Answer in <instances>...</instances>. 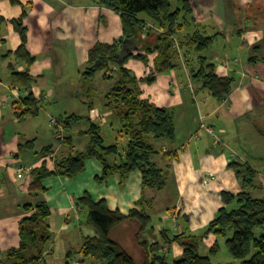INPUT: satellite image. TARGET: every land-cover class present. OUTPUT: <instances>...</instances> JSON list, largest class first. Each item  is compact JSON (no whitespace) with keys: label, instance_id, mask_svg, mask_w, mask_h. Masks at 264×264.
<instances>
[{"label":"crops","instance_id":"obj_1","mask_svg":"<svg viewBox=\"0 0 264 264\" xmlns=\"http://www.w3.org/2000/svg\"><path fill=\"white\" fill-rule=\"evenodd\" d=\"M189 1L192 18L178 39L197 29L209 35L217 34L203 54L215 64L219 76L233 78V86L221 102L202 89L190 72V66L197 64L199 53L187 46L181 49L177 68L158 74L153 83H140L141 97L169 109L176 130L173 145L165 140L155 141L157 148L163 150L158 156L163 167L167 160L162 154L167 150H176L177 156L171 165L168 185L161 190H146L148 197L156 199L150 210L152 232L144 234L150 242L160 240L164 230L171 235L202 234L225 205L222 192L238 194L244 189L236 169L230 165L233 160L246 162L253 168L255 184L248 189L255 197H264V129L258 127L264 125V0H234L227 18L212 15V0ZM141 18L145 19L146 26L139 31V38L154 45L160 29L146 16ZM17 20L27 30V48L35 57L29 67L34 81L28 88L13 80L14 72L27 68L17 54L23 43ZM122 35L121 15L98 0H19L17 3L0 0L1 250L20 246V222L40 202L47 203L51 210L47 220L50 229L54 226L57 232H78L79 251L86 238L97 236L95 229L86 224L87 211L79 204V198L85 193H90L96 202L105 199L112 211L128 214L132 208H140L141 171H133L124 179L116 173L99 183L96 178L103 174V165L96 158L88 159L85 171L75 178L48 176L41 180L39 187L33 183V170L43 163L53 170L58 157L71 150L74 153L86 150L91 139L87 133L90 117L102 126L110 123L118 133L114 138L127 141L118 132L112 111L104 107V97L113 82L105 79L103 72L97 73L92 83L82 75L90 49L98 42L113 43ZM124 55L121 52V57ZM147 55L146 63L136 58L126 63L139 78L154 72L157 53ZM30 93L39 99L40 112L20 116L23 98ZM73 114L84 118L66 127L62 119ZM207 118L213 119L211 123ZM202 124L213 132L202 128ZM219 128L220 144L212 136ZM250 130L256 133L248 135ZM68 138L72 144L66 141ZM29 141H33L32 147L27 146ZM46 147H52L49 154L42 153ZM253 160L263 162L257 166ZM26 205H31V210ZM137 231V222L126 221L116 226L111 236L142 263L145 251L137 242ZM210 237L213 243L219 238L210 235L205 239ZM54 239L52 236L47 244ZM183 250L178 242L163 246V252L175 259L182 256ZM49 255L50 250L45 248L43 257L48 264ZM73 261L72 255L66 263ZM77 261L91 263V260L82 263L81 253Z\"/></svg>","mask_w":264,"mask_h":264},{"label":"trees","instance_id":"obj_2","mask_svg":"<svg viewBox=\"0 0 264 264\" xmlns=\"http://www.w3.org/2000/svg\"><path fill=\"white\" fill-rule=\"evenodd\" d=\"M14 3L19 0H12ZM175 0H98L121 15L123 35L113 43L98 42L89 52V59L82 75L90 83L97 73L103 72L105 79L113 82L104 97V107L112 111L118 122V132L127 138L124 145L116 141L106 143L103 126L90 117L91 126L87 131L90 142L85 151L68 154L56 159V167L50 170L46 163L33 170V183L39 187L43 178L64 176L75 178L86 169L88 159L96 158L103 165V174L97 176L99 183L106 182L118 173L124 179L129 173L139 170L142 173L143 195L139 206L128 214L119 210L112 211L105 199L94 201L90 193L79 198V204L86 209L85 222L93 227L97 236L86 238L80 250L83 262L96 260L101 264H214L213 258L220 251L217 240L212 244L209 254L200 253V243L210 235L226 238V246L235 261L226 264H264V197H255L248 189L254 186L256 173L246 162L233 160L230 165L236 169L237 177L244 189L238 193L222 192L225 203L215 218L200 235L182 232L171 235L167 230L161 232L160 240L150 242L145 236L152 232V214L150 210L155 197H148L147 189L161 190L170 179L171 165L176 158V150L169 149L162 156L167 165L163 167L158 160L162 149L155 141L165 140L171 145L176 140L174 116L165 107H159L147 98L141 97L140 83H153L158 74L167 73L177 68L181 59V49L188 47L199 53L197 64L190 66L193 79L200 83L217 101H223L232 91L233 78L219 76L215 64L203 54L211 47L217 34L209 35L197 29L193 33L182 35L183 29L192 18V6L189 0H180L182 6L174 7ZM150 19L159 29L157 42L149 45L139 38V31L146 26L145 19ZM21 31L23 43L17 50L18 57L26 62V70L13 73L14 83L28 88L34 81L29 72L35 57L27 48V30L20 20L15 21ZM150 32L151 29L147 28ZM146 30V31H147ZM124 52V57H121ZM157 53L154 60V72L139 78L126 63L131 58L148 62L147 54ZM115 67V68H114ZM23 112L20 116L38 115L39 99L32 93L23 98ZM76 114L62 119L66 127L82 120ZM115 126V125H113ZM72 144L71 140L66 139ZM33 141L27 146L32 147ZM52 147H46L42 153L49 154ZM33 185H31L32 187ZM34 187V186H33ZM44 190L45 188L42 187ZM31 205H26L31 210ZM51 210L47 203L40 202L34 212L20 222L21 244L18 248L3 251L0 249V264H48L43 257L45 245L52 239L50 225L47 223ZM126 221L138 224L136 239L145 251V260L137 262L112 236V230ZM145 234V236H144ZM178 242L183 247L180 258L171 260L163 252V246ZM164 244V245H163ZM69 253L68 261L72 257Z\"/></svg>","mask_w":264,"mask_h":264},{"label":"rangeland","instance_id":"obj_3","mask_svg":"<svg viewBox=\"0 0 264 264\" xmlns=\"http://www.w3.org/2000/svg\"><path fill=\"white\" fill-rule=\"evenodd\" d=\"M181 3L182 2H180L179 0H175L174 1V7L176 8V7L180 6ZM212 3L214 4V6L212 7V9H213L212 15L215 16V14H217V15H221L222 18H227L230 15L229 8L230 7L232 8V6H233L232 3H234V0H212ZM98 74H100V73H98ZM97 78H99V77H97ZM55 116L59 117V114H55ZM212 120H210V118H207L208 123H211ZM259 126H260V128L264 129V125H258V127ZM53 130L55 131L56 129L53 128ZM103 132L106 133L105 134V136H106L105 140H106L107 144L118 141L122 145H124L125 142H123L120 137H117V139L114 138L118 133L115 131L114 127H112V125L110 123L103 126ZM251 132L256 133L255 130H250L248 135H252ZM108 135L110 136V138L108 137ZM212 136L219 141L218 142L219 144L222 143V141H220L221 140V129L220 128L217 130V132L215 134H212ZM111 137H112V140H111ZM253 162H255V164L257 166H259L260 164H262L263 161L253 160ZM167 227H170V226L168 225ZM55 229L56 228H54V226H52L51 233H53L52 235L54 236L55 239L52 242H50L49 244L45 245V248L50 250V255L48 257L49 264H67L66 263V261H67L66 253L69 251H72L71 253L73 254L74 259L77 260L79 258V255H80V251L77 248L78 247L77 241L79 240L78 239L79 238L78 232L77 231H63V232L59 231V232H57L56 231L57 229L56 230ZM218 239H219V243H220L221 247H220V251L218 252V254L213 258L214 264H226V263L235 261L231 255V253L229 252L227 246H226V243H225L226 238L219 237ZM212 244H213V240L211 239V237L209 239L203 240L201 242V245H200V250H199L200 253L202 255L209 254V251H210ZM75 255H76V257H75ZM174 259L175 258L171 257L172 261ZM90 264H101V263L99 261H96V260H91Z\"/></svg>","mask_w":264,"mask_h":264},{"label":"built area","instance_id":"obj_4","mask_svg":"<svg viewBox=\"0 0 264 264\" xmlns=\"http://www.w3.org/2000/svg\"><path fill=\"white\" fill-rule=\"evenodd\" d=\"M52 122H53L54 124H58V122H57L56 119H53ZM202 128H207L209 131L213 132V130L210 129L208 126H206V124H202ZM214 134H215V133H214ZM22 173H23V172L20 171L19 175L22 176ZM72 264H79V261L75 260V261L72 262Z\"/></svg>","mask_w":264,"mask_h":264}]
</instances>
